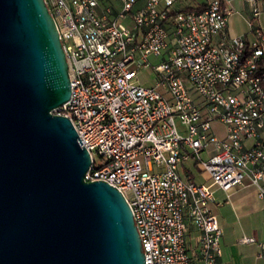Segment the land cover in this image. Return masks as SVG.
<instances>
[{
	"label": "built area",
	"instance_id": "built-area-1",
	"mask_svg": "<svg viewBox=\"0 0 264 264\" xmlns=\"http://www.w3.org/2000/svg\"><path fill=\"white\" fill-rule=\"evenodd\" d=\"M118 1L45 0L72 86L58 111L91 154L85 179L122 192L146 264H191L190 227L199 233L197 259L225 264L215 189L249 179L264 205V0H246L252 38L229 34L227 0ZM150 68L155 86L134 82ZM210 146L218 153L198 161L210 182L184 179L181 164Z\"/></svg>",
	"mask_w": 264,
	"mask_h": 264
},
{
	"label": "water",
	"instance_id": "water-1",
	"mask_svg": "<svg viewBox=\"0 0 264 264\" xmlns=\"http://www.w3.org/2000/svg\"><path fill=\"white\" fill-rule=\"evenodd\" d=\"M66 52L45 0H0V264H146L126 198L85 179Z\"/></svg>",
	"mask_w": 264,
	"mask_h": 264
},
{
	"label": "crops",
	"instance_id": "crops-1",
	"mask_svg": "<svg viewBox=\"0 0 264 264\" xmlns=\"http://www.w3.org/2000/svg\"><path fill=\"white\" fill-rule=\"evenodd\" d=\"M227 1V7L233 10L229 20V34H231V18L237 14L246 21L249 30L237 36L252 38L249 27L250 7L248 2L246 0ZM261 23L264 25V19L261 20ZM184 168L188 169L187 167ZM191 175L194 179V175L192 173ZM209 180L207 183H209ZM215 197L216 204L212 205V210L217 215L220 226L223 229L221 239L223 256L221 261L225 264H264V247L262 246L264 245V233L261 234V232L255 230L254 236H242L235 229L231 231L227 229L232 221H241L242 218L259 209L262 201L258 197L257 187L248 179L247 181L245 180L243 185L236 186L228 192L216 188ZM198 237V231L194 227H190L186 239L188 251L192 256L191 264H202L196 257ZM245 237L253 238L254 241L243 243L242 239Z\"/></svg>",
	"mask_w": 264,
	"mask_h": 264
},
{
	"label": "rangeland",
	"instance_id": "rangeland-1",
	"mask_svg": "<svg viewBox=\"0 0 264 264\" xmlns=\"http://www.w3.org/2000/svg\"><path fill=\"white\" fill-rule=\"evenodd\" d=\"M115 2L116 4H119L118 0H111ZM264 19V18H262ZM248 26L246 21L241 18L239 15H234L231 18V34L232 36H237L241 33L248 32ZM149 62L152 63V65H157L160 63L159 59L151 57L149 59ZM157 80V75L153 71V68L150 69H141L137 75V77L134 79L135 83H139L144 86H155ZM159 90L168 96L165 90L159 88ZM193 99L195 102H201L202 97L197 92L191 93ZM56 113H59V111H56ZM177 125L181 133L186 134V126L182 125L179 120H177ZM214 130L216 134L219 137H224L225 135V127L220 124H214ZM218 153L217 149L215 147L210 146L201 155H193L192 158L181 164L180 167V173L182 177L186 180H192L196 183H205L208 182L209 176L207 173L201 170V166L199 164L200 156L204 160H208L210 157ZM187 167L188 169L184 168ZM194 175V179L191 175V173ZM248 179H246L247 181ZM210 182V180H209ZM256 212V213H255ZM254 213L250 214L249 216L242 218L241 221H232L231 224H229L230 227H227L229 231L232 229H235L236 231H239V233L244 236H254V231L257 230L261 232V234L264 233V205L261 202L259 205V209L255 211ZM263 239V238H262ZM259 240V239H258ZM238 245V244H236ZM222 248V245H221Z\"/></svg>",
	"mask_w": 264,
	"mask_h": 264
}]
</instances>
